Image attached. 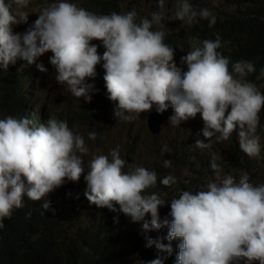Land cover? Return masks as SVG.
<instances>
[{
	"label": "clouds",
	"instance_id": "9594fccd",
	"mask_svg": "<svg viewBox=\"0 0 264 264\" xmlns=\"http://www.w3.org/2000/svg\"><path fill=\"white\" fill-rule=\"evenodd\" d=\"M215 1L206 0V6L227 9ZM31 3L0 0V71L24 76L23 106L0 95V228L28 204L52 210L65 191L71 207L66 227L77 258L86 264L92 252L78 228L84 218L105 219L119 254L117 233L127 225L136 228L139 248L152 253L136 264H264V183L254 185L246 171L231 169L221 176L216 161L221 163V154L233 155L236 143L228 140L223 150L210 143L214 136L227 140L238 126L240 149L259 158L264 81L249 79L264 77V67L226 54L218 33L190 37L187 47L181 46V34L178 43H165L167 19L215 23L209 8L190 0H176L173 10L166 0H128L121 12L106 14L96 12L108 10L107 3L92 12L73 0H51L28 21ZM49 50L53 71L38 59ZM44 72L72 101L91 100L92 110L106 105V113L94 116L123 122L142 114V138L135 132L131 146L141 152V161L125 162L117 145L91 152L84 168L82 154L89 149L66 120L51 115L50 102L41 95L47 81L37 86ZM88 137L94 140L96 133L89 131ZM172 139L211 156L215 172L195 190L181 188L165 171L174 167L168 159L146 162L147 150H167ZM81 175L85 181H78ZM48 260L39 257L38 264Z\"/></svg>",
	"mask_w": 264,
	"mask_h": 264
},
{
	"label": "trees",
	"instance_id": "16d2710c",
	"mask_svg": "<svg viewBox=\"0 0 264 264\" xmlns=\"http://www.w3.org/2000/svg\"><path fill=\"white\" fill-rule=\"evenodd\" d=\"M116 1L88 0L85 7L94 12L105 7V3ZM197 1H200V5ZM222 2L227 9L222 10L217 5L207 7L206 0H190V3L197 8H209L216 16L215 23L209 26L208 19L199 17L191 25L178 19L169 20L170 23L181 25V28L179 31H165L164 42L170 41L176 44L178 43L177 34H181L184 39L181 46L187 47L190 45V37L201 39L216 36L218 33L225 43L226 54L239 60L255 61L259 68L264 67V0H222ZM167 6L171 10L175 7H170L169 3ZM219 52L224 55L221 51ZM258 75L259 73L249 80L254 83L264 81V77L257 79ZM39 78L40 84L37 86L42 87L48 77L44 72ZM86 82L89 81L86 79ZM23 83L24 76L19 77L15 71H0L2 100L15 107L23 106ZM74 102L73 108L60 111L55 107L51 112V115H55L58 119L66 120L69 128L74 132H80L77 127L94 114L106 113V105L92 110V101H85L83 97L77 98ZM238 131L237 126L227 139L236 143L233 144V155L228 154L224 158L221 154L219 158L221 163L217 161L216 163L220 165L222 171L233 169L236 173L242 171L251 173L255 179L254 185L264 183V174L260 175L264 169V128L258 124L256 129L261 145L259 158L249 157L240 149ZM210 143L216 144L219 149L224 144L215 136L211 138ZM161 149L162 147L147 150L146 162L168 159L174 167L170 166L165 171L177 177L181 188L195 190L205 184L215 172L210 167L211 156L196 150L188 143L172 139L167 150L161 151ZM200 155L202 159L197 160L196 158ZM183 180L189 182L185 184ZM78 181H85L84 175H81ZM57 198L56 206L50 211L44 212L36 205L28 204L14 216L4 219V227L0 228V264H38L39 257L43 260L46 256L49 257L46 264H86L77 258L66 227V217L71 209L67 193L62 191ZM22 206L24 207L23 203ZM104 221L105 219L95 218L86 222L85 218L79 219V232L92 252L89 264H136L137 260L146 261V256L152 255L144 248H139L138 232L131 225H127L117 233L116 240L122 254L117 253L114 250L113 235L106 229Z\"/></svg>",
	"mask_w": 264,
	"mask_h": 264
},
{
	"label": "rangeland",
	"instance_id": "374dc122",
	"mask_svg": "<svg viewBox=\"0 0 264 264\" xmlns=\"http://www.w3.org/2000/svg\"><path fill=\"white\" fill-rule=\"evenodd\" d=\"M31 1L33 4L32 3L29 4L27 10L33 13H29L28 21H30L31 16H33L32 20H35L38 17V13H34V12L38 11L40 7H43L47 3L51 2V0H30V2ZM144 1L145 0H133V2L136 4H141ZM166 1L169 2L170 5L172 6L176 4V0H166ZM73 2L76 3L78 6L84 8L86 0H73ZM125 2H128V0H117L116 2H107L108 10H105L103 12L98 11L96 13L106 14L109 13L108 11H115L117 9L119 10V12H121ZM211 2L213 4L216 3L215 0H211ZM221 2L222 0H217V3H221ZM143 8L148 9L147 6H144ZM165 21H163L164 30L167 29L180 30L181 25H171V23ZM20 25L21 23L15 25V28H19ZM50 55H51V51L49 50L44 54H42L40 57H38V59L39 62H45L46 65L49 66L48 69L53 71L54 67L53 65H51V63L48 60V57ZM30 73H32V71H30ZM50 80H51V73H49V77L45 84V87L41 91V95L49 100L50 109L52 110L55 107H57L59 110L64 109L65 107L73 108L75 102L71 100L72 97L69 95V93L64 88L59 86L57 88H53ZM37 83H39V78L37 79ZM144 121L145 119L142 114L135 115L133 119L123 122H118L117 120L115 121L112 118L109 119L103 116H93V118L86 120L85 123L80 124L77 127V129L80 131L78 133L82 135L84 139V143L89 149L87 154H82L83 167L85 168L86 166H88V161L91 159V157L89 156L91 152L94 153L107 152L111 148L113 147L115 148L117 145H119V149L121 152L120 156L122 159H124L125 162L131 161L133 163V161L134 162L141 161V156H142L141 152L136 149H133L131 146L133 144V136L135 135V132H140L142 138L140 125ZM131 122H135L133 124L134 126L130 125ZM89 131H94L96 133V137L94 140L88 137ZM89 143L92 145L89 146ZM227 148L228 150H230L231 145L227 146ZM221 176H223V174H221ZM214 179H215V175H214Z\"/></svg>",
	"mask_w": 264,
	"mask_h": 264
},
{
	"label": "bare ground",
	"instance_id": "6f19581e",
	"mask_svg": "<svg viewBox=\"0 0 264 264\" xmlns=\"http://www.w3.org/2000/svg\"><path fill=\"white\" fill-rule=\"evenodd\" d=\"M100 108H101V106H100ZM101 141H103V140H101ZM224 143H226L228 140H222ZM105 144V143H104ZM100 145V144H99ZM97 148V147H96ZM217 148V145H214L213 146V149L215 150ZM222 150H223V148H222ZM197 160H201L202 159V156L200 155V156H198L197 158H196ZM223 165V164H222ZM219 171H220V173L221 174H227V173H229V170H227V171H222V170H220L219 169ZM37 235V234H36ZM45 241V240H44Z\"/></svg>",
	"mask_w": 264,
	"mask_h": 264
}]
</instances>
